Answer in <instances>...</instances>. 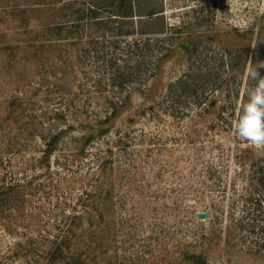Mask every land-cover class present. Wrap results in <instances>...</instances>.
Wrapping results in <instances>:
<instances>
[{
  "label": "trees",
  "instance_id": "1",
  "mask_svg": "<svg viewBox=\"0 0 264 264\" xmlns=\"http://www.w3.org/2000/svg\"><path fill=\"white\" fill-rule=\"evenodd\" d=\"M27 7L23 19L14 21L25 26L14 35L31 36L28 55L43 60L42 66H66L65 77L78 71L85 82L61 97L56 124L43 126L48 137L42 156L19 168L26 177L31 169L40 173L9 181L0 171V229L16 242L12 260L264 264V148L236 132L246 90L256 84L247 69L264 61V14L246 29L190 31L185 22L168 24L162 0H39ZM176 60L185 61L184 70L165 83L166 66ZM258 71L264 76V67ZM144 121L150 123L138 129ZM160 121L180 127L163 136L152 125ZM29 130L36 131L19 128L12 135L1 128L0 149L12 148L17 136L28 141ZM172 145L184 160L171 157L174 162L164 163L162 155ZM60 147V165L70 174L59 184L64 188L56 223L44 230L39 214L29 213V203L42 191L37 181L51 171ZM3 163L0 151L1 170ZM167 166L182 174L192 196L189 228L176 226L166 239L149 240L143 256H118V248L109 246L110 200L143 195ZM198 199L208 202L206 221L195 219Z\"/></svg>",
  "mask_w": 264,
  "mask_h": 264
},
{
  "label": "rangeland",
  "instance_id": "2",
  "mask_svg": "<svg viewBox=\"0 0 264 264\" xmlns=\"http://www.w3.org/2000/svg\"><path fill=\"white\" fill-rule=\"evenodd\" d=\"M34 2L39 0H0V129L4 128L12 135L19 134V128L36 129L33 132L29 130L31 133L26 137L28 141H23L24 136L21 138L17 136L13 139L15 145L12 148L7 149L3 146L0 149L4 156L0 171L7 174L9 181L24 180L26 173L19 168L23 167L25 161L38 160L42 156L44 139L48 137V132L43 133L41 130L43 126L48 129L49 126L56 124L54 112L62 109L61 97L73 94L80 80L85 82L84 75L78 71L77 74L69 71L66 77L62 75L66 66L62 67L52 62L42 66L43 60L28 55L31 36L14 35L15 30L21 27V24H25L21 20V24L14 21L17 17L23 19L20 18L21 13L29 10L27 6ZM162 3L168 24L180 26L185 22L190 31L212 26L246 29L264 14V0H162ZM40 53H43L41 49L38 50V54ZM184 67V60L168 64L164 82L168 83L179 77ZM86 84V89L89 90L91 83ZM134 101L137 107L140 104L138 97ZM129 117L126 115L125 119ZM125 119L119 123H123ZM147 123L150 122L144 121L142 125L139 124L138 129L145 128L148 126ZM163 124L161 121L152 124L154 133L159 132L167 136L168 133L177 131V126L180 127L175 126L173 122ZM175 149L177 148L172 145L162 155L164 163L167 159L170 164L174 162L171 157L184 160V156ZM61 150L60 147L51 159V171L37 181V184L44 185L40 188L42 191L34 195L29 203V206L33 207L29 213L33 211V214H39L44 230L56 223L54 212L58 209L64 188L59 184L70 174V171L62 169L60 165ZM86 168L87 165L84 164L82 169ZM38 171L39 168L36 171L29 170L26 178ZM161 173L164 176L157 178L153 188L146 189L143 195L140 192L141 196L137 195L135 192V198L130 199H121L123 195L120 197L113 195V199L110 200L107 222L112 226L108 239L110 248H118V256H123L125 252L143 256L144 246L149 240L155 242L158 235L166 239L176 226H180L182 230L189 228L190 207L192 208L193 201L190 202L192 196L181 183L182 174L179 176L170 166L162 169ZM179 195L181 197L176 202L175 197ZM198 200V205L194 208L196 214L207 213L208 202ZM118 218L120 221H117ZM115 222H118L116 228ZM15 244L16 242L0 229V264H41L33 261L32 256L28 257L29 261L21 258L12 260ZM32 255L37 257V252Z\"/></svg>",
  "mask_w": 264,
  "mask_h": 264
},
{
  "label": "clouds",
  "instance_id": "3",
  "mask_svg": "<svg viewBox=\"0 0 264 264\" xmlns=\"http://www.w3.org/2000/svg\"><path fill=\"white\" fill-rule=\"evenodd\" d=\"M261 67H264V61L250 65L247 69L248 77L256 84L246 90L248 100L242 105L236 132L254 147L264 148V76L258 71Z\"/></svg>",
  "mask_w": 264,
  "mask_h": 264
},
{
  "label": "water",
  "instance_id": "4",
  "mask_svg": "<svg viewBox=\"0 0 264 264\" xmlns=\"http://www.w3.org/2000/svg\"><path fill=\"white\" fill-rule=\"evenodd\" d=\"M183 48L185 50H188V48L184 45H183ZM195 218H196V220H199V221H206L209 219V215L207 213H197Z\"/></svg>",
  "mask_w": 264,
  "mask_h": 264
}]
</instances>
